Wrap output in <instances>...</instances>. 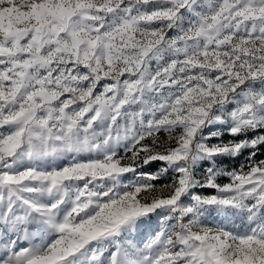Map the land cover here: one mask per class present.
Segmentation results:
<instances>
[{"label": "snow or ice", "instance_id": "snow-or-ice-1", "mask_svg": "<svg viewBox=\"0 0 264 264\" xmlns=\"http://www.w3.org/2000/svg\"><path fill=\"white\" fill-rule=\"evenodd\" d=\"M261 148L264 0H0V264H264Z\"/></svg>", "mask_w": 264, "mask_h": 264}, {"label": "rangeland", "instance_id": "rangeland-1", "mask_svg": "<svg viewBox=\"0 0 264 264\" xmlns=\"http://www.w3.org/2000/svg\"><path fill=\"white\" fill-rule=\"evenodd\" d=\"M163 139H167L166 136H162ZM227 139V137H225ZM213 143H215L216 141L213 140ZM129 155H131L129 153ZM247 155V154H245ZM243 159V158H241ZM257 159H264V148H261V153L260 155L257 157ZM229 163L230 166H236L239 161H234V162H226ZM157 164V165H155ZM155 165V166H153ZM160 163L159 162H153L147 166H144L143 168H141L140 170L143 172H154L156 171L159 167H160ZM208 165H205V167ZM169 178H171V175L169 176ZM168 179V178H167ZM220 183L224 184V183H228V180L226 178H222L219 180ZM196 191L202 193V194H210L213 192L212 189H196ZM159 217L157 215H152L148 220L145 221V223L141 224L140 227L137 229L136 233L134 234L133 239L137 242V243H143L144 241H146L148 238H150L155 231L159 228L160 224H159ZM220 218H216V219H211L210 218V223H220Z\"/></svg>", "mask_w": 264, "mask_h": 264}, {"label": "trees", "instance_id": "trees-1", "mask_svg": "<svg viewBox=\"0 0 264 264\" xmlns=\"http://www.w3.org/2000/svg\"><path fill=\"white\" fill-rule=\"evenodd\" d=\"M161 136H165V135L164 134H161ZM155 165H157V164H155ZM155 165H153V166H155ZM170 182H171V178H168V179L158 180L155 183L159 186V185L169 184ZM167 191L168 190H165L163 194L164 195H167Z\"/></svg>", "mask_w": 264, "mask_h": 264}]
</instances>
